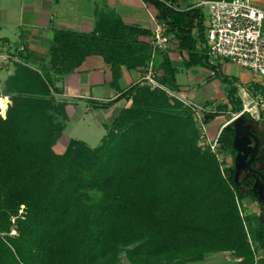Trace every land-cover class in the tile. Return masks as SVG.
Wrapping results in <instances>:
<instances>
[{
  "label": "trees",
  "instance_id": "obj_1",
  "mask_svg": "<svg viewBox=\"0 0 264 264\" xmlns=\"http://www.w3.org/2000/svg\"><path fill=\"white\" fill-rule=\"evenodd\" d=\"M144 1L155 6L156 19L188 53L186 65L210 68L201 8H175L176 0ZM146 34L108 12L90 33L56 31L47 66L15 63L22 79L14 76L7 84L26 80L29 93L0 117V264H118L123 250L130 264L183 263L213 252H230L237 264H264V256L255 257L258 249L264 252L262 214L241 208L246 197L259 202L253 176L242 174L236 182L234 164L221 170L209 148L198 145L192 110H173L182 102L163 90L130 85L103 105L131 100L104 125L96 147L70 139L62 154L52 149L64 125L50 116L43 124L45 111L55 110L47 99L57 91L51 74L80 71L88 56H98L106 83L115 88L122 66H148L151 46L140 39ZM160 56L162 73L156 79L173 89L174 70L167 56ZM222 80L229 90L227 103L218 108L239 113L237 85L232 78ZM60 112L65 117V105ZM24 113L38 115L26 128ZM233 136L231 122L217 143L234 156ZM261 147L255 163H264L263 138Z\"/></svg>",
  "mask_w": 264,
  "mask_h": 264
},
{
  "label": "crops",
  "instance_id": "obj_2",
  "mask_svg": "<svg viewBox=\"0 0 264 264\" xmlns=\"http://www.w3.org/2000/svg\"><path fill=\"white\" fill-rule=\"evenodd\" d=\"M253 2L256 6L264 8V0H253ZM174 4L177 8L184 10L196 7L197 1L176 0ZM108 12L115 13L126 26L147 31V34L140 36V39L149 42L155 27L157 9L144 0H0V53L16 55L18 47L23 46L24 52L21 53L22 57H20L26 61V65L33 69L47 66L50 58V46L56 31L90 33L93 31L98 18L108 17ZM163 53L169 59L174 70V89L186 100L195 102L208 110L216 111L214 117L211 116L213 113L206 116L208 137L210 139L215 138L230 123L226 118L227 114H230V108H218L219 105L227 103L229 90L228 83L222 80V77L232 78L240 94L242 88L252 81V74L246 69L225 60L220 63L219 75L216 76L210 75L209 67L200 64L189 67L186 65L188 53L179 48L176 38L172 48L156 54L154 70L158 74L162 73L158 64L160 55ZM101 65L103 62L100 57L88 56L82 63L80 71H73L62 76L50 73L53 85L57 89L56 92H52L51 98L53 100H66V114L69 108L73 106L78 113L77 121H80L83 117L80 107H84L90 114H92L90 112L92 110L96 114L100 111L101 118L93 120L96 126H102L104 129V132L99 136L100 138L98 137V144L106 133L104 125L113 120L120 109L125 106L126 100L122 98L109 106L103 107V105L115 99L121 91L130 85L142 82L147 76L148 70L147 67L127 69L122 66L117 86L113 88L106 83ZM14 76L15 81L22 79V72L17 73L16 64L12 61H0V88L6 86L7 80ZM63 125L65 126V122ZM257 127L264 134L263 123L258 124ZM61 137L62 134L59 139ZM76 140H81L87 144L86 140L81 138ZM229 153L226 151L227 160ZM250 205L256 207L252 201ZM263 256V249H258L255 253L257 260ZM121 260L120 257L118 264L121 262L130 264L127 258ZM199 262L205 264H237L230 252L207 253L201 260L174 264H197Z\"/></svg>",
  "mask_w": 264,
  "mask_h": 264
},
{
  "label": "built area",
  "instance_id": "obj_3",
  "mask_svg": "<svg viewBox=\"0 0 264 264\" xmlns=\"http://www.w3.org/2000/svg\"><path fill=\"white\" fill-rule=\"evenodd\" d=\"M196 1V7L201 8L204 17V47L207 63L210 66V75L216 76L215 68H218L225 60L246 69L253 76L252 81L242 88V95L239 94L243 108L233 118L241 113H248L253 121L264 124V8L256 6L253 0ZM174 7L177 8L175 4ZM174 43V35L168 32L166 23L156 19L149 40L151 58L147 66V76L140 83L151 89L163 90L167 95L178 99L192 110L196 127L200 133L199 145L209 148L220 162L222 170L228 160L225 152L220 150L217 143L219 134L210 139L206 129V116L216 111L208 110L195 102L186 100L177 90L156 79L157 73L154 70L156 54L172 48ZM23 52L24 47L19 46L16 55L0 53V61L23 63L20 57ZM2 116L5 117V115ZM11 234H16L14 229L11 230Z\"/></svg>",
  "mask_w": 264,
  "mask_h": 264
},
{
  "label": "rangeland",
  "instance_id": "obj_4",
  "mask_svg": "<svg viewBox=\"0 0 264 264\" xmlns=\"http://www.w3.org/2000/svg\"><path fill=\"white\" fill-rule=\"evenodd\" d=\"M27 89H29V84L28 85L26 84V80L21 81V83L9 82L7 84V82H6V86H3L0 88V96H6L9 99L8 106H12L14 108V107H17V104L22 97L28 96L29 92L26 91ZM240 95H242V94L240 93ZM49 97H52V96H49ZM47 99L52 101V105H53V108L55 110L50 109V110L45 111V116L43 118L44 126L48 125V122H49L48 116H50V120L54 124H62V123L64 124V122H65V126L62 130L61 139L57 140V142H55L52 145V149L54 150L55 153L62 154L64 152V150L66 149V145H67L68 141L70 140V138H75V139L81 138L83 140H86L89 147L97 146V144L99 142L98 140L100 138L99 136L104 132V129L102 126H96L94 124L93 120L95 118H101L100 111H99V113L96 114L95 111L92 110V111H90V112H92V114H90L84 107H80L82 112H83V117L80 119V121H77L76 116L78 115V113H76V111L74 110L75 107H73V106L70 107L68 110V113L67 114H66V112L64 113L65 117H63L62 113L60 112L61 107L63 105L66 106V100H63V99L53 100V98H47ZM130 104H131V100H128V101H126V104L124 107H129ZM185 107L187 108V106H185L182 103V106H178V107L174 108L173 110L178 109L177 111H179L181 113H185V111H184V110H186ZM236 114H238V113L227 114V116H226L227 120L231 121L233 119L234 115H236ZM96 115H98V116H96ZM37 116L38 115H32L29 113H24L25 118H24V120H22V123L24 124L25 128L28 127L30 120L32 118H33V120H35L34 118ZM72 116H74V117H72ZM0 117L3 118L2 115H0ZM66 118H67V120H66ZM39 119H40V115L38 117V120ZM253 124L255 125V127H257L258 124L260 125L262 123L261 122L257 123L254 121ZM263 139H264V135H263ZM198 145H199V141H198ZM260 153H263L262 147L260 148ZM225 155H226V151H225ZM228 157H229V159H228L227 164H229V165L234 164L233 163V158H234L233 154L229 153ZM251 201L254 204V206H256V207H251V205H250ZM241 208H243V210H245V212L249 215H253V216L258 217V216H261V214H262L259 202H257L256 200H254L250 197H246V198H244V200H242ZM20 210H22V207ZM20 210H19V213H21ZM256 224L257 223L255 221L254 225H256ZM121 253H122V255H120V257L122 258V260L123 259L125 260L126 256L124 254L125 253L124 250ZM220 262H222V261H220ZM121 264H123V262H121ZM197 264H205V263L199 262ZM258 264H260V261Z\"/></svg>",
  "mask_w": 264,
  "mask_h": 264
},
{
  "label": "water",
  "instance_id": "obj_5",
  "mask_svg": "<svg viewBox=\"0 0 264 264\" xmlns=\"http://www.w3.org/2000/svg\"><path fill=\"white\" fill-rule=\"evenodd\" d=\"M231 122L234 128L232 148L236 151L233 158L235 168L234 180L239 182L242 172L257 173V176L254 174L255 181L252 185V190L262 205L264 224V173L253 167V162L260 151L262 138L253 129V122L248 121L243 113L237 115Z\"/></svg>",
  "mask_w": 264,
  "mask_h": 264
},
{
  "label": "flooded vegetation",
  "instance_id": "obj_6",
  "mask_svg": "<svg viewBox=\"0 0 264 264\" xmlns=\"http://www.w3.org/2000/svg\"><path fill=\"white\" fill-rule=\"evenodd\" d=\"M252 127H253V129L256 131V133H258L260 136H261V138H263V132H262V130H260V129H258V127H255V125L253 124L252 125ZM253 167L254 168H257L258 170H260L262 173H264V163H259V162H257V163H255V162H253ZM251 174L252 176H253V178H254V180H253V183H254V181H255V177H254V174H255V176H257V173H251V172H242L241 173V175L242 174ZM241 175H240V177H241Z\"/></svg>",
  "mask_w": 264,
  "mask_h": 264
},
{
  "label": "bare ground",
  "instance_id": "obj_7",
  "mask_svg": "<svg viewBox=\"0 0 264 264\" xmlns=\"http://www.w3.org/2000/svg\"><path fill=\"white\" fill-rule=\"evenodd\" d=\"M9 99L5 96H0V115L6 114V109L8 107Z\"/></svg>",
  "mask_w": 264,
  "mask_h": 264
}]
</instances>
